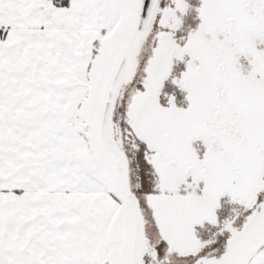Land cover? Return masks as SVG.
I'll use <instances>...</instances> for the list:
<instances>
[{"label": "snow or ice", "instance_id": "6c2138e0", "mask_svg": "<svg viewBox=\"0 0 264 264\" xmlns=\"http://www.w3.org/2000/svg\"><path fill=\"white\" fill-rule=\"evenodd\" d=\"M0 264H264V0H0Z\"/></svg>", "mask_w": 264, "mask_h": 264}]
</instances>
